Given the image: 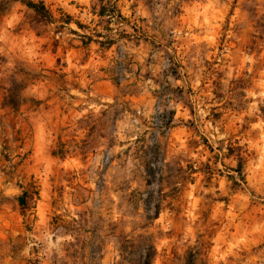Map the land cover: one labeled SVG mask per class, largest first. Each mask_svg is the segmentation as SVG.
<instances>
[{
  "label": "rangeland",
  "instance_id": "1",
  "mask_svg": "<svg viewBox=\"0 0 264 264\" xmlns=\"http://www.w3.org/2000/svg\"><path fill=\"white\" fill-rule=\"evenodd\" d=\"M25 1L0 0V264H264V0ZM14 16L105 49L112 100L36 96Z\"/></svg>",
  "mask_w": 264,
  "mask_h": 264
},
{
  "label": "crops",
  "instance_id": "2",
  "mask_svg": "<svg viewBox=\"0 0 264 264\" xmlns=\"http://www.w3.org/2000/svg\"><path fill=\"white\" fill-rule=\"evenodd\" d=\"M16 38H24L25 55L30 63L42 62V76L39 79L38 96L40 99L47 100L49 104H53L55 109L62 110L63 115L66 114L67 108L78 105L79 100L72 95L82 94L86 97H93L91 100H83L84 104L92 105L94 99L101 101L112 100L113 86L112 82L107 79V53L105 49L95 48L94 56L87 60L79 59L75 56L74 48L66 50L60 57V47L55 52L48 50L43 46V36L37 33H26L23 36L17 35L15 29L19 25V20H15V16L9 24ZM36 40H38L39 50H36ZM27 51V52H26ZM104 52V54H102ZM39 57V58H38ZM91 59V60H90ZM40 62V63H41ZM83 83L87 85L86 91L82 89ZM31 86H35L32 84ZM6 90L4 101L1 106H11L6 97L9 94Z\"/></svg>",
  "mask_w": 264,
  "mask_h": 264
},
{
  "label": "trees",
  "instance_id": "3",
  "mask_svg": "<svg viewBox=\"0 0 264 264\" xmlns=\"http://www.w3.org/2000/svg\"><path fill=\"white\" fill-rule=\"evenodd\" d=\"M23 1V0H22ZM24 3L28 6V7H31V8H34L36 11L38 10V6L37 4L35 3H32V2H29V1H25L24 0ZM16 91L15 90H9V94L8 96L6 97V99H8L9 103H11V101H13L14 98H16ZM149 256H148V259H147V264H150V261L152 260V256H153V250H152V246L149 247Z\"/></svg>",
  "mask_w": 264,
  "mask_h": 264
}]
</instances>
